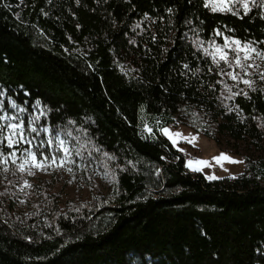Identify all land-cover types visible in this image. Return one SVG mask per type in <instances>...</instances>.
I'll list each match as a JSON object with an SVG mask.
<instances>
[{"label": "trees", "instance_id": "obj_1", "mask_svg": "<svg viewBox=\"0 0 264 264\" xmlns=\"http://www.w3.org/2000/svg\"><path fill=\"white\" fill-rule=\"evenodd\" d=\"M206 2L0 0V102L49 129L33 133L37 156L57 134L79 150L91 191L62 209L35 185L22 213L3 181L0 264H264V82L232 81L221 69L241 70L205 53L225 37L264 52V4ZM180 125L225 142L244 171L188 170L162 132Z\"/></svg>", "mask_w": 264, "mask_h": 264}, {"label": "rangeland", "instance_id": "obj_2", "mask_svg": "<svg viewBox=\"0 0 264 264\" xmlns=\"http://www.w3.org/2000/svg\"><path fill=\"white\" fill-rule=\"evenodd\" d=\"M208 4L211 7L224 8V9H228V8L232 9L233 4H240L245 6L244 0H235V2L233 3H225V4H221V3H216V4L208 3ZM222 12H230V11L226 10ZM232 41L233 40L228 39L225 42V44H227L229 47H236L232 43ZM224 50L227 51L228 49L225 48ZM214 51H215V46L213 47V52ZM231 55L232 54L230 53V56ZM240 55L243 56L244 53L240 52ZM250 55L253 56V59L244 61V63L249 65H259V68L256 67L247 68L248 74H244L242 72L243 79L250 81L257 79V80H262L264 82V79H261L260 76V73L264 72V60L260 59L259 57H256L252 53H250ZM230 83L231 82H229V85ZM0 104L2 103L0 102ZM0 115L6 117L15 116L17 118H22L24 122L25 130L28 135V139L32 140V138L35 137L33 133L30 131L32 127V124H29L30 120L26 123L24 120V113L20 112L18 108H13L12 103H10L9 108L5 107L2 104V108H0ZM9 122L16 123L17 121L16 120L8 121L7 119L4 121H0V123H3L5 125H7ZM165 128H167L170 133L183 134L182 137L174 136L172 139H175L177 142L175 144L173 143L172 144L175 147H177L180 151H182L183 154L185 155V165L188 170L194 171L193 170L194 168H199L200 169L199 171L202 172L207 178L213 176L217 178L223 176H235L244 171L243 156L240 154H236L233 149H231L229 146L225 144V142H222V146L218 148V146L214 141L207 139L205 136L194 131L189 127L180 125L177 127L166 126L163 129ZM4 134L5 135L10 134V130L5 128ZM165 136L169 139L167 135ZM56 137L57 135L53 138V143L50 145L48 152L43 153L44 156L51 157L55 155L57 157H62L64 155L62 150L57 149L58 140L56 139ZM183 137H187L188 139H184ZM193 137H195L194 140L192 139ZM58 139H62L65 141L64 146L68 147L71 150L70 159L75 160L76 164H70V163L65 164V166L61 168V167H57V165L51 164V160L49 159L47 163L50 166L47 168V171H40L34 167L31 168V171L34 172L35 175H28L27 169L31 166L30 164L25 165L26 170L24 172H20L16 165L22 163L23 158L27 157V153L24 151V149H29L32 152H35L33 148L37 144L36 139L33 140L32 144L21 143L17 148L14 149H9L6 146L4 147L7 149L2 148L3 153L5 155H8L12 151L16 152V157H15L16 165H13L11 163L12 157H9V163L7 165L0 164V169H3L5 167L8 169L7 172L0 170V185L7 178L10 180L11 188L15 194V208L18 212L25 213L31 208V204L37 197L35 185H39V187L47 186L50 192L59 193L60 207L62 209L65 207V203L67 200L76 197H80L82 200L89 199L91 191L84 178L83 168L76 159L75 151L61 135H59ZM188 140H192V142L189 143ZM170 141L172 142V140ZM221 153H226L234 160L242 161V163H230L227 161H221L218 163L214 159V157H219ZM254 153L264 158V150L263 152L255 151ZM38 158L43 159L42 156H38ZM199 160L208 161L209 163L207 165H198L195 163V161H199ZM189 161H192L193 163L189 165L188 163ZM57 163H59V160L57 161ZM69 167L72 168V172L67 171V168ZM24 181H28L32 185V187L30 188L25 187ZM96 182L104 191H106L109 187V180L104 175L96 174ZM21 189H23V191H21Z\"/></svg>", "mask_w": 264, "mask_h": 264}, {"label": "snow or ice", "instance_id": "obj_3", "mask_svg": "<svg viewBox=\"0 0 264 264\" xmlns=\"http://www.w3.org/2000/svg\"><path fill=\"white\" fill-rule=\"evenodd\" d=\"M21 2H23V0H21ZM235 2V0H207L206 5H208V3L211 4H216V3H221V4H225V3H233ZM247 2L248 0H244V4H245V14H247L249 11H251L250 8L247 7ZM251 2L256 5L259 6L260 4H264V0H251ZM232 11L231 8L228 9H224V8H217V7H212L211 11L212 12H217V11ZM171 11V10H169ZM233 15L236 14V12H232ZM216 35H221V33L217 32ZM225 40L227 41L228 38L225 37ZM232 43L236 46V47H229L227 44H225L224 46H215V51L212 53H208V50L205 49V53L210 55L212 57V60L215 64L219 65L221 61H223L224 63H226L228 65L229 68H233V66L235 65V67L239 68L241 71L240 72H235V71H224L223 69H221L220 74L222 75H226L228 76L230 79H232L233 81H237V82H242L245 85H248L250 88L252 87V81L250 80H245L243 79V76L241 75V72H243L244 74H248L247 73V68L249 67H256L259 68V65H249V64H245L244 61L253 59V56L250 55V53L254 54L256 57H259L260 59L264 60V52L257 50L255 47H252L251 44L249 43H243L239 40H233ZM227 48L228 50L225 51L224 49ZM240 52H243L244 55L241 56ZM230 53L232 54L230 56ZM185 68H188V65H184ZM261 79H264V72L260 73ZM219 83V81H218ZM225 89L226 91H228L229 93H231V96H229V99L233 98L236 95H239L240 93H233L231 88H228L227 85H225ZM245 96H247V93H244ZM37 105H39V101H37ZM13 108H18L20 112L25 111L23 108H19L18 105H16L15 103L12 104ZM0 108H2V104H0ZM43 114V113H42ZM8 120V121H13L16 120V123H11L9 122L7 125L0 123V164H4L7 165L9 163V157H12L11 163L13 165H16V152L12 151L11 153H9L8 155H5L3 153L2 148L4 146L8 147L9 149H14L17 148L21 143H28V144H32L33 140L35 139V137L32 138V140L28 139V135L27 132L25 130V126H24V122L22 120V118H17L15 116H3L0 115V121H4V120ZM39 117H32L29 121V124H32L34 121L38 120ZM69 123H73V122H69ZM5 128H7L8 130H10V134L5 135ZM30 131L32 133H37V135L40 132H47L49 131V129L45 128V127H31ZM163 132L165 135H167L169 137L170 140H172V143L175 144L177 141L175 139H172L174 136L175 137H182L183 134L182 133H170L169 130L167 128L163 129ZM66 135L71 136V133H66ZM59 134H57L56 139L58 140V144H57V149L58 150H62L64 155L62 157H57V156H44L43 153H40V156L43 157V159L38 158L37 153L36 152H32L29 149H24V151L27 153V157L23 158V162L16 165L18 170L20 172H24L25 169V165H31L27 171H28V175H35L34 172L31 171V168H36L40 171H47V168L50 166L47 161L50 159L51 160V164L53 165H57V167H64L65 164H76V161L73 159H70L71 156V150L68 147H65V141L62 139H58ZM184 139H188L187 137H183ZM193 140L195 139V137L192 138ZM189 143L192 142V140H188ZM45 142L41 141V146H43ZM49 146L53 143V140H48L46 142ZM96 151H100V149H96ZM76 155L77 156H81L82 153L77 150L76 151ZM89 155H91V153H89ZM104 156L107 157V159L112 160L115 159V157L110 156L108 153H104ZM30 158V159H29ZM214 159L219 163L221 161H227L230 163H242V161H236L234 160L232 157L228 156L226 153H221V155L219 157H214ZM59 160V163H57V161ZM189 165H191L193 162L189 161L188 162ZM196 164L198 165H207L209 162L208 161H203V160H199V161H195ZM222 166V165H221ZM103 167L105 169H107V164H104ZM4 172H7L8 169L5 167L3 169H0ZM194 171H199V168H194ZM68 172H72V168H67ZM105 177L108 176V172L105 171L104 173ZM209 179H217V177H209ZM24 186L25 187H32V185L28 182V181H24ZM21 191H23V189H21ZM7 192H0V196L2 195H7ZM23 202V201H21Z\"/></svg>", "mask_w": 264, "mask_h": 264}, {"label": "built area", "instance_id": "obj_4", "mask_svg": "<svg viewBox=\"0 0 264 264\" xmlns=\"http://www.w3.org/2000/svg\"><path fill=\"white\" fill-rule=\"evenodd\" d=\"M185 156V155H184Z\"/></svg>", "mask_w": 264, "mask_h": 264}]
</instances>
